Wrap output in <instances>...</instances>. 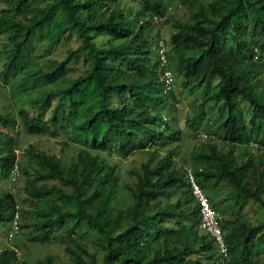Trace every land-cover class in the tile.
<instances>
[{"label":"trees","instance_id":"trees-1","mask_svg":"<svg viewBox=\"0 0 264 264\" xmlns=\"http://www.w3.org/2000/svg\"><path fill=\"white\" fill-rule=\"evenodd\" d=\"M133 1L0 0V34L6 37L0 78L9 88L24 60L43 43L50 48L70 37L78 42L63 60L34 72L57 83L53 89L14 113L0 112V179L15 172L21 130L91 137L68 163L29 148L37 167L25 191L27 202L39 203L38 218L32 220L24 210L19 228L41 242L50 240L56 229H65L67 236L83 227L95 232L91 243L99 261L94 254L88 262L75 255L76 264H254L256 242L264 243V220L252 224L237 211L228 213L224 203L252 199L264 210V152L257 163L250 153L241 162L234 156L238 146L264 149V0H210L184 20L166 15L168 1L174 0ZM154 18L172 22L167 42L159 40L172 71L169 89L159 64L161 47L151 44ZM71 63L82 68L72 77ZM174 75L185 79V89L202 94L182 122L176 113L181 99L173 92ZM85 101L91 102L80 113ZM200 129L208 131L203 132L207 139L232 145L223 155L215 142H207L204 152L192 154L204 166L190 168L218 213L227 255L200 227L188 169L175 168L174 147L163 154L153 150L139 170L130 171L134 179L124 186L128 201L124 210L117 208L119 175L117 164L109 162L112 154L127 157L149 146H166ZM221 183L230 192L213 200L208 192H216ZM15 206L12 193L0 195L1 234L22 211ZM226 214L233 218L223 219ZM76 244L86 250L84 242ZM0 264L27 262L15 250L0 248ZM33 264L55 262L45 256Z\"/></svg>","mask_w":264,"mask_h":264},{"label":"rangeland","instance_id":"rangeland-1","mask_svg":"<svg viewBox=\"0 0 264 264\" xmlns=\"http://www.w3.org/2000/svg\"><path fill=\"white\" fill-rule=\"evenodd\" d=\"M210 0H191L187 3L181 1H168L166 15L173 20L180 19L184 20L190 11L194 10L197 5L206 3ZM128 4H133V0H127ZM2 5L0 4V9ZM1 15V13H0ZM156 22V27L153 30V35L151 39V44L155 48L159 44V40L165 43L169 39V36L173 32L172 22L164 23L163 18H154ZM1 23V22H0ZM6 37L0 34V62H2V43H4ZM78 45L77 40L74 37L63 40L60 44L52 46L49 48L45 43L37 49V52L32 54L29 58L24 60L22 64V69L17 76L16 82L10 84H3L0 78V112H15V110L27 107L30 105V101L34 98L41 96L45 91L53 89L57 83H47L41 77L34 73L38 70H46L55 61L63 60L67 55L68 49H75ZM73 62V61H72ZM74 69H69V76H75L81 71V65L79 63H71ZM174 74V73H173ZM174 88L173 92L181 102L177 105V116L180 121H184L185 115L188 113L192 114V105L197 106L200 101L202 94L199 91L191 92L190 89H185L182 84L185 79L182 76L174 75ZM17 86H21L19 89ZM13 87V88H12ZM16 91V92H15ZM197 99L196 101H194ZM194 101V102H193ZM91 102V101H90ZM85 101L83 107L80 109V113L85 110L90 103ZM184 124V122H183ZM191 132V131H189ZM200 132L208 133L204 129H200L195 134L184 137L180 142L171 143L166 146H149L145 150L133 152L127 157H117L116 154H112L109 158L110 163L117 164V170L119 175L118 185H117V208L119 210H124V206L128 201V196L124 188L126 183L131 182L134 177L130 171L139 170L141 164L149 159V156L153 150H157L159 154H163L169 148H175L177 154L174 157L175 168L182 169H198L204 166L200 162H196L192 159V154L199 152H204L206 150L207 142H215L217 146V151L221 154L226 155L228 151L232 149V145L228 142L220 140H209L202 139L199 136ZM67 133L65 134L61 130H57L56 135H35L27 134L20 131L18 135V146L16 149L17 163L15 167V172L8 178L0 179V195L3 192H10L13 194L16 200V209L22 210L17 217L14 216L13 221L16 219L18 224H22V220L26 217L24 210H29L27 215L30 218L36 219L37 211L39 209V203L27 202V192L25 187L30 185V181L34 180L36 163L29 157L28 150L31 146L36 148L38 151H43L49 154H55L58 157L64 159L67 163L71 159L76 158L79 150L85 149L87 146L84 145L85 142L91 140L90 136H82L77 133ZM210 134V133H209ZM68 139H67V138ZM88 139V140H87ZM251 142H256L252 139ZM235 154L237 161H245L247 159L248 153L254 155L255 162L261 158L264 149H253L250 144L247 147L238 146L235 149ZM94 151L91 152L93 155ZM14 173V174H13ZM252 180V177L249 179ZM47 184H55L59 187L64 188L58 182L50 181ZM69 187L65 188L69 191ZM230 192V188L226 183H221L217 188L216 192H208V195L213 198V200L219 201L223 199ZM264 198V195H263ZM30 205V206H29ZM32 206V207H31ZM224 206L229 212H238L242 219L249 221L252 224H257L264 220V210L260 202L256 200H245L243 198H238V200L233 202H225ZM15 215V214H14ZM233 218V215H224L225 218ZM13 221L10 222L8 228L5 229L4 233H0V248H8L16 251L17 255L27 262V264H33L39 258L45 256H53L55 264H76L73 257L75 255H81L85 261H89V254H94L97 256L99 261V256L95 254L94 246L91 242L95 241L96 233L93 231H86V227H83L76 231V234L67 236V231L65 229H56L53 232L52 238L48 241L41 242L39 237L31 235L26 228H19V231L12 236L9 235L11 231V226ZM84 242L85 251H81L76 243ZM256 250L259 255L256 257L254 264H264V243L257 241Z\"/></svg>","mask_w":264,"mask_h":264},{"label":"built area","instance_id":"built-area-1","mask_svg":"<svg viewBox=\"0 0 264 264\" xmlns=\"http://www.w3.org/2000/svg\"><path fill=\"white\" fill-rule=\"evenodd\" d=\"M159 46L161 47L159 52V64L164 68L163 79L166 88L169 89L173 80L172 71L168 66V57L164 52L163 42H160ZM199 136L202 139H207L208 137L207 134L203 132H200ZM187 176L191 185L192 193L199 203V212L201 218L200 227L214 238L219 253L223 255H227V247L224 242L222 229L219 224L218 213L210 205L207 194L194 180V177L190 169L187 170ZM15 217H17V213L15 214ZM18 231H19V225L17 220L15 219L11 226V231L9 235L12 236Z\"/></svg>","mask_w":264,"mask_h":264}]
</instances>
